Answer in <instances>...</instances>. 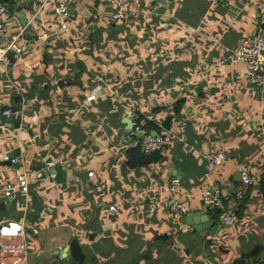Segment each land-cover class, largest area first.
Here are the masks:
<instances>
[{
  "label": "crops",
  "instance_id": "0c3cea01",
  "mask_svg": "<svg viewBox=\"0 0 264 264\" xmlns=\"http://www.w3.org/2000/svg\"><path fill=\"white\" fill-rule=\"evenodd\" d=\"M63 1L17 0L0 30L19 50L0 61V155L17 159L0 162V222L23 223L26 264H75L72 241L83 264H264V86L228 59L256 36L264 0H128L120 21L115 0H66L67 19ZM133 123L163 140L149 163L130 161ZM240 166L252 185L222 226L202 192L216 184L233 207L222 185L237 188ZM36 173L26 197L4 196ZM170 199L213 228L172 221Z\"/></svg>",
  "mask_w": 264,
  "mask_h": 264
},
{
  "label": "built area",
  "instance_id": "2783aa9c",
  "mask_svg": "<svg viewBox=\"0 0 264 264\" xmlns=\"http://www.w3.org/2000/svg\"><path fill=\"white\" fill-rule=\"evenodd\" d=\"M10 1L15 2L17 0ZM50 1L51 0H42V3H49ZM257 11L260 22L256 36L248 42L241 43L232 55H229L228 59L243 63L245 65L244 76L251 82L259 83L264 86V1L257 4ZM127 12H129L128 0H115L111 21H120L124 18ZM57 13L63 19H67L70 16L66 0L57 6ZM5 14L6 7L5 5L0 4V30L3 27ZM61 28L66 30V24H61ZM8 50L19 52L15 45V39H12L8 43L6 49L2 48L0 45V61L4 62L6 65H9L10 61L3 57V53ZM93 95L94 94L92 93L90 97ZM3 115L8 118L12 115V112L6 110ZM184 126L185 125L181 123L180 129L182 130ZM132 130L134 133H139L141 135L138 147L142 155L147 157L153 154H158L162 151L163 140L159 135H151L135 123H133ZM136 146L137 143L133 142V147L135 148ZM223 161L224 156L221 154L211 156L206 163L205 170L209 171L213 166H217ZM0 162L12 164L16 163L17 159L14 157L9 158L7 154H4L0 155ZM44 167L46 170H50L55 167V164L45 162ZM251 174V170L248 166H240L238 168L239 184L237 188H233V185L230 182H226L222 185L225 187V190H230V198L232 205H234L233 207H225L223 205L221 188L218 185L212 184L203 189L201 203L208 211L217 215V220L222 226H230L234 223L237 214V207L243 204L247 190L252 185ZM89 176H91V174H89ZM41 179L42 173H36L32 179H28L23 174L17 180L15 185L7 184L4 186L3 194L5 197H11L12 190L17 189L26 197L29 180L37 181ZM171 186L172 189L177 188V181H173ZM160 206L164 207L172 221H181L189 214L187 208L184 207L180 201L175 199H170L163 203V205L159 204V207ZM108 210L110 212H116L114 206H110ZM155 210V207H151L150 212L153 213ZM24 238L25 229L22 222H16L13 220L0 222V264H26L27 245Z\"/></svg>",
  "mask_w": 264,
  "mask_h": 264
},
{
  "label": "water",
  "instance_id": "95a60500",
  "mask_svg": "<svg viewBox=\"0 0 264 264\" xmlns=\"http://www.w3.org/2000/svg\"><path fill=\"white\" fill-rule=\"evenodd\" d=\"M0 4L5 5L6 11L10 12L12 10L13 5H14V1L0 0ZM18 16H19V18L23 19L22 14H19ZM127 125L130 126V123H128ZM129 128H132V127L130 126ZM57 171H58V173L55 175V178H54L56 183H58L61 179L59 167H58ZM47 174L48 173H46V176H47ZM236 182H239V175L237 177ZM183 223L187 226L193 227L194 230H200L203 228H205V229L213 228L212 227L213 223L210 221V219H208V217L206 215H202L200 213L186 215L185 218L183 219ZM65 260L67 261L68 259L65 258Z\"/></svg>",
  "mask_w": 264,
  "mask_h": 264
},
{
  "label": "trees",
  "instance_id": "16d2710c",
  "mask_svg": "<svg viewBox=\"0 0 264 264\" xmlns=\"http://www.w3.org/2000/svg\"><path fill=\"white\" fill-rule=\"evenodd\" d=\"M144 129H146L148 131V128L146 126L144 127ZM133 149H136L134 151L136 154L134 153V157L130 158V161L131 162H135V163H139V164L149 163V162L152 161L153 158L156 157V155H158V154H153V155H150V156L146 157V156L141 154V152H140V150L138 148H133ZM215 220H216V217H215ZM70 256L72 258V261L75 264H83L84 256L82 254L81 248L74 241H72L71 244H70Z\"/></svg>",
  "mask_w": 264,
  "mask_h": 264
}]
</instances>
